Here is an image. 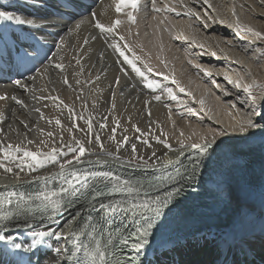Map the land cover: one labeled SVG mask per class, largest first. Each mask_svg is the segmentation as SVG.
I'll use <instances>...</instances> for the list:
<instances>
[{
  "label": "snow or ice",
  "instance_id": "6c2138e0",
  "mask_svg": "<svg viewBox=\"0 0 264 264\" xmlns=\"http://www.w3.org/2000/svg\"><path fill=\"white\" fill-rule=\"evenodd\" d=\"M204 9V16L192 8L185 7L183 13L177 12L175 7L165 6L164 11L175 13L177 16L186 15L195 18L204 29H208L210 23L217 21L209 11L214 12L209 0H199ZM156 0H152L153 10L156 12L161 9L155 7ZM259 4L264 8V0H259ZM43 7V4L29 5L28 0H22L17 6V10H0V67L8 65L11 69L18 72L21 76L24 73L35 72L48 73V65L51 63L49 57L52 56L51 48H47L46 43L42 42L36 35V17L26 16L23 9L28 7ZM128 6L132 9L138 8V0H116L115 11L117 13ZM244 7V5H241ZM233 16H236L233 9ZM57 16L60 19L67 17L65 26L74 24L70 31H79L82 25L90 24L99 30L100 35L113 34L115 39V26L121 24L120 20H115L113 25L102 23L97 14L91 12V5L87 0H58ZM128 20L135 22L132 12L127 13ZM45 23L47 17L39 18ZM219 23H224L219 20ZM233 27V25H226ZM235 35L241 40L244 34L251 33L257 39H264V33L255 31L251 27L242 26L239 18L235 21ZM180 39L179 36L176 37ZM124 37H120L123 41ZM63 40L60 44L63 45ZM84 43H88L85 38ZM182 43L201 49L200 55L205 54V45L197 44L195 39L190 42L184 37ZM252 41H248L245 51L251 50ZM114 51L123 57V63L131 66L136 73L151 90L159 89L160 84L154 82L146 73H151L153 69L144 64L146 70L137 66V61L141 57L129 58L125 52L126 44L122 45L119 41L109 44ZM53 47H56L54 44ZM131 51V49H129ZM255 52L259 53L256 57L259 60L264 57V49L257 47ZM56 55H59L58 53ZM103 57V53L100 54ZM213 57L216 52H212ZM55 59V57H53ZM63 60V57H61ZM48 62V63H46ZM75 63L80 65V74H83V66L79 58H75ZM191 63V61H189ZM199 68V65H193ZM61 73L65 69L63 63L54 65ZM95 68V65H92ZM206 76L211 77L212 73L207 69H200ZM101 72L104 71L102 68ZM157 75H161L157 73ZM248 75H251L249 72ZM29 80H35L36 76H28ZM224 80L233 85L237 90H242L246 99L241 101L248 105L249 111L253 114L247 119L242 118L229 125L231 135L227 130L213 131L210 134H202L198 142L186 144L184 140H179V147L173 149L168 143L167 136L162 129L156 136V142L163 144L168 151H176L178 155L175 159L164 153L163 158L157 157L155 152L145 158L138 154L136 144L131 145V156L124 160L120 168L130 169L128 172L114 170L108 165L107 161L97 160L95 163L89 161L87 166L82 159L86 155H95L87 145L95 143L101 152H104V143L94 130V118L76 113L74 107L69 106L60 100L56 105L66 109L71 127L68 132L71 136L69 142L65 143L62 135L59 136L57 143L56 133L47 132V137L51 139L52 147L48 148V142L41 139L34 141L28 138V133L23 134V140L18 143L6 142L0 139V169L8 174H12L17 181L16 185H0V221L7 223L0 227V264H41L40 260L33 262L32 255L34 250H42L46 238H51L57 243L62 239L70 242V247H55L54 249L44 250V256L48 259V264H257L254 257L256 249L251 247L250 242L257 239L260 241L261 248L264 249V111L259 110L257 96L253 93V88L264 89L255 80L251 84H244L242 80L232 81L226 74ZM101 77L97 75L95 80H87L85 83L95 85ZM165 80L170 78L165 76ZM63 83L68 85L67 77ZM77 83H80L77 80ZM212 83L219 88L215 80ZM15 84L29 90L21 80H15ZM171 84L179 88V92L185 93L186 90L180 87L175 79H171ZM116 88H126L128 85H121L120 76H115L109 83L111 93V110L116 109ZM135 90V87H133ZM35 91V90H32ZM226 96L230 95L227 91ZM167 95L176 100L172 89L169 87ZM186 95L191 96L190 92ZM11 99L21 107H26L24 100L17 96L0 95V101ZM33 99L59 100V97L52 96H33ZM81 99V97H76ZM161 95H153L152 100L161 101ZM194 99V98H193ZM239 100V97H237ZM264 99V96L261 97ZM151 100L144 103L150 104ZM200 105V110L204 111V100L195 101ZM47 106V105H45ZM87 106V102L82 103V108ZM233 109L236 104L230 105ZM95 107V105H93ZM168 107V105H165ZM39 114L40 119H46L47 123L52 124V118H46L41 108L34 109ZM171 110L169 109V112ZM191 111V110H190ZM151 116V112H148ZM17 119H19L17 117ZM84 121L85 128L78 123ZM5 121V114L0 112V124ZM108 117H102L99 122L101 129L108 127ZM25 129L29 125L20 120ZM114 127L111 129L112 135L108 137L110 141L116 143L119 151L127 145L129 137L123 136L120 140L116 139V130L119 121H113ZM158 124V122H155ZM55 126L64 128L59 118L54 120ZM135 131L143 136L144 133L138 126L133 125ZM12 132L20 135L19 131L9 125ZM41 136L44 129H39ZM75 131L84 132L86 141H81L73 133ZM3 128L0 127V134ZM183 132L180 136H183ZM140 137L138 136L137 139ZM146 146H151L147 139L142 141ZM36 145L35 150L29 149L26 145ZM259 152L261 182L259 185V199L261 213L259 216V232L255 228L245 227L246 216L242 214L233 221L232 224L223 228L210 225L204 230H184L176 227V222L182 217V206L189 197H199L201 194L211 197L218 203L230 202L234 183L239 187L243 199H250L255 191L254 186L247 184L242 175V166L239 161L242 154H252ZM153 157H156L153 160ZM63 158V159H61ZM119 160V156L116 157ZM58 165V171L49 175L34 176L32 180L25 183L21 182V173L35 172L45 168L47 164ZM159 165V167H157ZM83 166V167H81ZM153 170L152 175H148V170ZM137 173H140L139 175ZM77 209L72 219L68 221L67 236L63 229L55 230L48 228L44 230L41 225L46 219L63 216L65 211ZM39 217V219H37ZM79 218V224L73 229L72 224ZM254 224L255 221H248ZM11 224L19 232L21 229H28L30 237L28 240H21L18 235H14L9 229ZM40 241L41 243H37ZM193 248L208 249L211 259L206 261H192L187 259L189 251ZM54 252V256L49 254ZM63 254L65 259L60 260ZM239 257V258H237ZM264 264V257L261 259Z\"/></svg>",
  "mask_w": 264,
  "mask_h": 264
},
{
  "label": "bare ground",
  "instance_id": "6f19581e",
  "mask_svg": "<svg viewBox=\"0 0 264 264\" xmlns=\"http://www.w3.org/2000/svg\"><path fill=\"white\" fill-rule=\"evenodd\" d=\"M191 1L192 2L186 6L199 12L201 17H203V9H194L198 3L200 4L199 0ZM209 2L212 4L215 11L219 12L220 19L227 21L229 18L230 23H234V19L237 17L241 20V18L247 15L252 16L254 7L260 6L258 0H209ZM167 4L168 3H166V5ZM241 5H244V7H241ZM167 6L172 7L171 4ZM177 6H179L182 11H185V7H180V5ZM158 8L161 9V11H153L147 19L136 20L134 23L123 20L118 27L121 28V32L125 37L131 36L133 39L132 41L128 39L127 43L120 42L122 45H127L124 49L126 54L129 58H133V54L141 57V60L137 61V66L141 67L142 70H145L143 67L144 64L149 65L153 69L151 73H146V75L152 78L154 82L160 84L159 89H148L146 84L141 80V77L132 71L131 66L122 62L123 57H121L118 52L114 51L112 47L109 48L108 45L96 35L98 29L86 25L76 37L71 36L68 38V41L65 42L66 45L62 47L58 57L54 59L48 67V73L46 75L43 73L37 75V78L32 82L31 90H21V98L24 100L26 107H21V105H19L18 108L12 109V111H14L13 114L2 124L3 133L0 135V139H6V142L15 144L23 140V134L27 132L29 139L34 141L43 139L48 142L49 147L44 149L48 151L53 145L51 139L47 137V132L52 131L57 134V143L60 135L63 136L65 143L69 142L71 136H69L68 139L66 138L68 135L66 130L70 127L68 124H71V122L66 109H63V105H60V108L56 107L60 100L74 107L76 113L82 112L84 116L90 115L94 118V124L97 120L95 117L97 115L108 117L107 123L110 128L111 126H115L113 121L118 120L119 127H117L116 133H119L120 128H122L126 131V135L140 137L133 125L138 126L141 132L144 133L143 137L151 139L156 144L153 149L158 147L160 152H167L168 156L173 159L176 158L178 153L176 151H168L163 144L156 142V136L160 134L161 129L163 133L166 134L167 141L173 146V149L179 147V140H184L186 144L198 142L202 134H208L210 138V134L213 131L225 129L231 135H236L231 132L229 125H235L236 121L242 118L247 119L253 114L249 111L247 104L241 103V101L246 99L245 93H243L242 90H237L233 85L228 84L223 77L227 73L229 78L234 82L238 80L239 76L244 82H247L243 76L244 74L248 76L250 72L251 76H253V74L255 76L251 67L256 64L253 62L256 53H252V48L249 51L244 50L246 47L245 42L249 40H245V38L241 40L237 36L235 40V29H233L234 35L230 36V32L223 29L219 21L215 24L210 23L209 28L204 29L195 18H190L186 15H184V18L182 16H177L175 13L164 11L160 6H158ZM105 9V7H98L100 11ZM180 9L176 7L177 12L182 13ZM233 9H235L237 16H233ZM257 9L260 8L257 7ZM212 13L214 12L209 11V15H213ZM112 19L113 15L110 12L104 13L99 17V20L104 24L112 23ZM223 26L224 28L227 27L226 25ZM229 30L232 32V29ZM126 31H128L127 34ZM142 35H146V41L144 37L142 38ZM177 36L180 37L179 40L176 39ZM184 37H187L189 42L195 39L197 44H204L206 49L205 54L200 55L201 49L198 47L180 43L183 41ZM85 38L88 39L87 44L84 43ZM236 41L238 43H236ZM242 47L244 49H242ZM129 49H131V51H129ZM108 50H111L112 54ZM212 52H216L215 57L211 55ZM101 53H103V57H101ZM61 57H63V60H61ZM75 58L81 60L83 74H80V65L75 63ZM189 61H191V63H189ZM57 63H63L65 65V69L62 73L54 67ZM92 65H95V68H93ZM193 65H199L200 67L196 68ZM102 68L104 69L103 72L100 71ZM200 69H207L212 73V76H206ZM224 69L228 71L224 72ZM157 73L161 75H157ZM97 75H99L101 79L95 85L85 83L87 80H95ZM115 76H120L121 85H128V87L116 88L113 86V91L116 93V109L113 111L111 110L109 83ZM165 76L170 79L165 80ZM65 77L68 79V85L63 83ZM171 79H175L179 86L183 87L186 92H179V88L171 84ZM77 80H79L80 83H77ZM213 80L219 84V88L212 83ZM133 87H135V90H133ZM169 87L177 97L176 100H172L167 95ZM225 91L230 93V95L226 96L224 94ZM187 92H190L192 95H186ZM34 95L37 97L42 95L59 97V100H37L33 99ZM153 95H161V101L157 102L152 100ZM78 96L81 97V99H76ZM262 96H264V91L260 93L257 104L262 103L261 106L264 109V99H261ZM237 97H239V100ZM201 99L204 100V111H201L200 105L194 102V100L199 101ZM146 100H151L152 102L146 105L144 103ZM84 101L87 102V106L82 108V103ZM232 103L236 104L235 109L230 106ZM93 105H95V107H93ZM165 105H168V107H165ZM37 107L41 108L46 118L53 119L52 124L47 123L46 119L39 118V114L34 111ZM169 109L171 110L170 112ZM149 111L151 112L150 117L148 116ZM17 117L19 119H17ZM228 117H230V120H227ZM55 118H59L62 121L64 128L62 133L61 129L54 124ZM20 120L25 121L29 125L28 129H25L24 126L19 123ZM78 122L80 126L84 123L83 120H79ZM155 122H158V124ZM9 125L17 129L20 135L17 136L16 133L12 132ZM39 129H44L43 136H41ZM181 132H183V136H180ZM65 133L67 135H65ZM169 133H173L174 137H181V139L174 140L170 138ZM116 136H118V134H116ZM26 146L31 150H35L36 148L35 144ZM163 155H161V158H163ZM113 159L114 158H94L85 162L83 166H87L89 161L95 163L97 160H100L107 161L108 165L112 166L114 170H121L124 172L130 171V169L127 168L121 169L120 160ZM239 163L242 166L240 175H242L247 184L255 188L253 196L247 199L252 209L248 207H239L242 203L238 201L232 202L231 200L230 202H225L231 207L225 208L224 205H221V212L219 214H211L212 210L209 212L210 206L207 204L210 199L206 195L201 194L199 197H189L182 206L181 215L184 219L177 220V228L184 230H204L210 225L223 228L232 224L233 221L242 214H248L244 226L259 229V216L261 213L259 199V185L261 182L259 152L242 154ZM157 167H159V165H157ZM48 173L50 172H46L39 176L49 175ZM137 174L139 175L140 173ZM152 174L153 170L149 169L148 175ZM22 178H24V176ZM30 180H32V178L27 181ZM15 181V177H13L12 174L0 170V183L4 182L2 185H16L17 183ZM238 193L241 194L239 189ZM213 209L215 211H220V208L217 206L213 207ZM76 211L77 209L74 208L71 211H65L62 217L56 216L55 218L46 219L45 223L48 224L46 226H41V228L44 229L49 227L55 230L63 229L67 236L66 225L68 221L72 219V216L75 215ZM37 219H39V217H37ZM248 221H255V223L250 224ZM3 222L0 223V227H3L7 223L6 221ZM78 224L79 218L73 222V229H76ZM8 227L11 228L13 226L9 224ZM27 232L30 233V231ZM13 234L18 235L15 231H13ZM19 238L22 240L21 237ZM66 243L69 247L71 246L70 242L63 239L57 243L53 239L46 238L44 245L48 247V249H54L57 246L65 247ZM262 251L261 256L254 258L257 264H261V259L264 257V249ZM49 255L54 256L55 253L51 252ZM186 258L192 261H206L211 259V253L208 249L193 248L189 251ZM59 259L64 260V255L61 254ZM45 264H48V259Z\"/></svg>",
  "mask_w": 264,
  "mask_h": 264
},
{
  "label": "rangeland",
  "instance_id": "374dc122",
  "mask_svg": "<svg viewBox=\"0 0 264 264\" xmlns=\"http://www.w3.org/2000/svg\"><path fill=\"white\" fill-rule=\"evenodd\" d=\"M258 2H259V0H258ZM168 4L167 5H169V4H171L170 2H167ZM200 5V4H199ZM198 4H197V6L196 7H194V9L196 8V9H198L199 10V8H200V10L201 9H203L202 8V6L200 5L199 6ZM257 7L258 8H260V9H257ZM177 8L178 9H180L179 8V6H177ZM257 9V10H256ZM181 11H182V9H180ZM260 10V11H259ZM177 11V10H176ZM203 11H204V9H203ZM259 11V12H258ZM184 12V10L182 11V13ZM196 12V11H195ZM252 12H253V14H252V16L250 15V16H245V17H243V18H241V20L242 21H244V22H247V23H249L250 25H255V27L256 28H253L255 31H260V32H262V33H264V8H262V7H260V6H255L254 7V9L252 10ZM258 12V13H257ZM257 13V14H256ZM261 13V14H260ZM213 15V17H214V19L217 21V23H218V21L219 20H222V19H220V17H219V12H216V11H214V13H212ZM259 14V15H258ZM182 17H184V15H181ZM236 16H237V14H236ZM254 17V18H253ZM263 17V18H262ZM185 18V17H184ZM236 18V17H235ZM245 18V19H244ZM250 20H251V22H250ZM254 20V21H253ZM259 20V21H258ZM223 21H225V20H223ZM235 21H236V19H234V23H235ZM225 23V24H224ZM223 24L222 23H220V26L223 28V29H226L227 31H229L230 32V36L231 35H234L233 33H234V31H233V29H235V27H234V23L233 22H231L230 23V19L228 18L227 19V21H225ZM215 24V23H214ZM222 24V25H221ZM245 24V23H244ZM213 25V24H212ZM223 25H233V27H231V28H229V27H225L224 28V26ZM229 29H232V32H231V30H229ZM259 29V30H258ZM128 33V31H126V34ZM136 33V32H135ZM228 37V36H227ZM246 39H248L249 41L251 40L253 43L252 44H254V45H251V48L253 49V51H252V53L254 52V53H256L255 54V58H254V61L253 62H255L256 64H254L253 65V67H251L252 69H253V71H254V73H255V76H254V74H253V76H251V75H248L247 76V74H244L243 76L245 77V81H247V82H244V80H242L241 79V77L239 76L238 77V80H242V82L244 83V84H248V82L250 81V83H252L253 82V80H255L257 83H259L260 85H264V57H261L259 60H257L256 59V57L257 56H259V54L257 53V52H255V50L254 49H256L257 47H259V48H261V49H264V39H259V41H258V39L257 38H255L251 33H247L246 34ZM227 40V39H226ZM236 40V39H235ZM256 40L258 41V43H256ZM180 43H182V41L180 42ZM232 43V42H231ZM236 43H238L237 41H236ZM246 44H247V42H245ZM258 45H256V44ZM263 44V45H262ZM260 45H261V47H260ZM242 49H244L243 47H242ZM259 62V63H258ZM255 67H257V68H255ZM225 71H228V70H226V69H224V72ZM227 74V73H226ZM227 76H228V74H227ZM242 76V75H241ZM229 77V76H228ZM249 79V80H248ZM264 91V89H261V88H254L253 89V93H256V95H259L260 96V93L261 92H263ZM98 116V117H97ZM97 116H95L96 117V122H95V126H94V130H95V132L97 133V134H99V136L101 137V139H102V141H103V143H104V152H101V150H100V148H99V146L98 145H96L95 143H93V144H91V145H93V146H91V145H87L86 144V147L87 148H89L93 153H96L95 155H86L85 157H83L82 159L84 160V161H88V160H91V159H94V158H107V159H109V158H114L113 160H115L116 159V157L117 156H119V162L120 163H122V161H124V160H126V159H128L130 156H131V145L132 144H136V147H137V150H138V154L139 155H141V156H144L145 158H147V157H149V156H151L150 154H152V151L153 152H155L156 153V156L157 157H161V155H163V153H164V151L163 152H160L159 151V148L157 147V148H155V149H153L154 147H155V143H154V141H152L151 139H149V138H145V137H143V136H140V138L139 139H137V136H134V135H131V136H129V135H127L128 137H129V141H128V143H127V145H125V146H123L119 151H117V149H116V143L114 142V141H110L109 139H108V137L110 136V135H112V133H111V128L113 127V126H111V128L110 127H107V128H104V129H101L100 127H99V122L101 121V119H102V117L100 116V115H97ZM227 120H230V117H228L227 118ZM79 123V122H78ZM82 126L81 127H83V128H85V130H86V126L84 125V123H82L81 124ZM84 125V126H83ZM68 126H70L71 127V124H68ZM109 126V125H108ZM69 128V127H68ZM68 128H67V130H66V133L68 134H66L65 133V135H67L66 136V138L68 139L69 138V136H70V134H69V132H68ZM122 130V131H121ZM125 130H123L122 128H120V130H119V133L117 132L116 134H118V136H116V139L117 140H120L123 136H125L126 134H125ZM121 133V134H120ZM124 133V134H123ZM74 134H75V136L77 137V138H79L81 141H86V139H87V137H85V134H84V132H81V131H75L74 132ZM140 135V134H139ZM169 135H170V138H173L174 140H176V139H181V137H178V138H176V137H174V135H173V133H169ZM134 136V137H133ZM133 137V138H132ZM144 139H147V140H149V144L151 145L150 147L149 146H146L142 141L144 140ZM142 143V144H141ZM151 143H153V144H151ZM89 146V147H88ZM142 146H143V148H142ZM94 147V148H93ZM148 147V148H147ZM140 148V149H139ZM150 152V153H149ZM103 156V157H102ZM61 159H63V158H61ZM156 159V157H153V160H155ZM111 160V159H110ZM56 169H58V165H53V164H51V163H49V164H47V166L45 167V168H42V169H38L37 171H35V172H31V173H28V172H23V173H21V178L24 176V178H22L21 180H23V179H26V180H29V179H31V178H33L34 176H38V175H40V174H43V173H45V172H47V171H50V170H56ZM1 171H3L2 169H0ZM259 171V170H258ZM260 172V171H259ZM13 177H14V175H12ZM48 223H44V224H42L41 226H46ZM12 228V227H11ZM49 227H46V228H44V230H46V229H48ZM13 231H15V233L16 234H18V235H20V232H17L16 230H13ZM27 231H29L28 229H27ZM29 237H30V233H29ZM29 239V238H28ZM51 239V238H50ZM41 243V242H40Z\"/></svg>",
  "mask_w": 264,
  "mask_h": 264
}]
</instances>
